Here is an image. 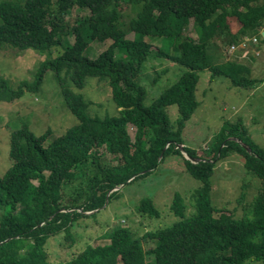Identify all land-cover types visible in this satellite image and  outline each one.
Segmentation results:
<instances>
[{
  "label": "trees",
  "instance_id": "trees-1",
  "mask_svg": "<svg viewBox=\"0 0 264 264\" xmlns=\"http://www.w3.org/2000/svg\"><path fill=\"white\" fill-rule=\"evenodd\" d=\"M127 1L141 6L125 29L120 24V4ZM127 1L0 0V49H30L45 56L30 81L22 80L11 88L0 77V99L11 101L25 91L36 92L43 72L51 69L66 106L78 118L77 124L49 140L48 128L35 136L26 123L10 132L11 164L0 175V264L51 263L45 247L48 237L64 232V240L72 244L80 218L102 208L116 192L107 196L114 187L154 172L172 153L182 155L178 145L189 158L198 160L183 158L186 173L200 181L192 195V211L186 213L188 207L176 192L169 209L177 219L170 224L141 234L126 224L115 225L103 233L106 242L87 243L81 254L55 264H264V148L249 137L240 121L225 120L212 147L201 156L185 148L181 137L200 103L196 90L201 70L207 69L209 81L222 76L235 87L256 85L257 79L243 74L248 67L228 51L247 36L264 41V0ZM75 6L88 14L70 24L65 13ZM226 17L238 20L235 33ZM190 20L196 40L185 32ZM128 32L134 33L133 40L125 38ZM145 37L159 38L166 47L155 48ZM94 40L110 44L97 57H86L84 51ZM216 40L223 42L227 59L212 64L206 48ZM57 47H64L63 52L51 56ZM116 50L125 56H116ZM150 56L170 60L182 71L146 103L147 94L138 78ZM87 76L107 82L116 115L99 117L86 112L87 103L68 85V79L80 89ZM173 104L178 112L174 124L167 112ZM128 123L136 130L134 142L127 133ZM100 148L112 155L116 165L102 164ZM233 155L240 156L244 169L260 180L240 217L215 208L209 200L214 165ZM68 189L71 193H66ZM135 209L148 217L160 216L148 197L139 200ZM146 242L153 245L146 249Z\"/></svg>",
  "mask_w": 264,
  "mask_h": 264
},
{
  "label": "rangeland",
  "instance_id": "rangeland-1",
  "mask_svg": "<svg viewBox=\"0 0 264 264\" xmlns=\"http://www.w3.org/2000/svg\"><path fill=\"white\" fill-rule=\"evenodd\" d=\"M139 6L141 4L128 1L120 4L122 12L120 24L123 28L128 27L129 18L137 12ZM87 14L86 9H78L75 6L65 13V19L72 24L76 19ZM226 23L233 33L238 30L240 25L235 17H226ZM185 32L196 40L192 20L189 21ZM247 37L248 39H243L247 54L242 55V51L236 49L233 52H228L238 62L248 67L249 71L243 73L245 76L258 80L251 89L235 87L231 85L230 79L222 76H215L209 81L207 69L199 72L196 97L200 103L187 120L181 135L183 146L195 150L199 156L203 155L204 149L212 147V140L216 138L225 120L240 121L249 137L264 148V41L259 40V43H254L250 36ZM125 38L133 40L134 33L128 32ZM68 40L73 43L74 38L70 36ZM144 40L155 48L166 47L165 41H160L159 38L145 37ZM109 44V40L91 41L85 49L84 55L95 58ZM63 46L65 47V45ZM64 47L53 48L51 56L55 57L62 53ZM224 47L220 40H216L214 44L207 47L208 61L217 64L227 59ZM115 54L116 56H125L120 50H116ZM44 57L30 49L20 51L8 47L1 48L0 77L4 78L11 88H15L22 80H32L38 64L44 60ZM142 67L138 83L146 91V103H149L165 87L174 82L182 71V67L176 63L153 56L146 59ZM68 85L83 96L87 103L86 112L89 115L104 117L118 113L110 87L104 79L87 76L84 86L80 89L76 88L69 79ZM167 112L174 124L178 116L177 106L169 105ZM21 123H26L35 136L40 135L48 128L51 131L48 140L65 133L69 127L78 123V118L66 106L60 84L51 69L43 72L41 83L36 92L25 91L19 98L11 101L5 98L0 99V175L11 164L9 134L19 128ZM127 133L131 142H134L136 130L130 123L127 124ZM98 155L103 165H116L112 155L104 148L98 150ZM183 158H185L184 154L172 153L165 157L154 172L137 177L118 187L110 200L93 216L82 217L76 222L73 233L77 237L72 244L64 240V232H60L54 237H48L45 247L48 251V259L51 261L49 264L70 259L75 254H81L87 243L106 242L107 240L102 237L103 233L118 224H126L138 234L151 227L170 224L177 219L169 209L172 197L176 192L180 194L188 207L185 210L186 213L192 211L193 208L190 207V204L193 203L192 195L200 185V181L186 173ZM209 181L211 184L210 203L215 208H224L226 211L233 212L236 217L242 216L247 210L260 186V180L244 169L243 159L237 155L216 162ZM66 193H71L70 189ZM241 193H243L242 197ZM143 197H148L153 201L160 211L159 217H148L146 213L136 211L135 206ZM2 212L3 209L0 208V216ZM216 213L214 212V214ZM152 245L153 242H146L144 246L148 249ZM150 259L151 257L146 255V260Z\"/></svg>",
  "mask_w": 264,
  "mask_h": 264
},
{
  "label": "water",
  "instance_id": "water-1",
  "mask_svg": "<svg viewBox=\"0 0 264 264\" xmlns=\"http://www.w3.org/2000/svg\"><path fill=\"white\" fill-rule=\"evenodd\" d=\"M261 36H262V38H263V40H264V29L261 31ZM227 139L236 140V139H234V138H227ZM241 145H242V147H243L248 153L251 152L250 149H249L246 145H244V144H241ZM178 148L180 149V151L182 152V154H184V156H185L186 159H188V160H190L191 162H194V163L198 162L197 159L195 160V159L189 158V157L187 156V154L183 151V147H182L181 145H178ZM133 177H134V176H132L130 179H128V181L131 180ZM120 186H122V184H121V185H118V186L114 187L112 190H110V191L107 193V196H108V194H109L111 191L118 189V187H120ZM106 201H107V199H106ZM106 201H105V203H106ZM91 212H93V211H86L85 213H91Z\"/></svg>",
  "mask_w": 264,
  "mask_h": 264
},
{
  "label": "built area",
  "instance_id": "built-area-1",
  "mask_svg": "<svg viewBox=\"0 0 264 264\" xmlns=\"http://www.w3.org/2000/svg\"><path fill=\"white\" fill-rule=\"evenodd\" d=\"M244 39H248V38L246 37V38H244ZM251 40H253L254 43H257V39H256L255 37H254V38H251ZM235 49H236V50H237V49H243L244 52L247 51V49H246V44L243 42V39H240V42H239L238 45H232V46L230 47V51H231V52L235 51ZM256 54H258V51H256ZM243 55H245V54H243Z\"/></svg>",
  "mask_w": 264,
  "mask_h": 264
},
{
  "label": "crops",
  "instance_id": "crops-1",
  "mask_svg": "<svg viewBox=\"0 0 264 264\" xmlns=\"http://www.w3.org/2000/svg\"><path fill=\"white\" fill-rule=\"evenodd\" d=\"M264 29V28H263ZM262 29V30H263ZM239 50H241L242 52H241V54L243 55V54H247L248 53V51H246V52H244V50L243 49H239ZM239 58H241V57H239ZM248 58V57H247Z\"/></svg>",
  "mask_w": 264,
  "mask_h": 264
}]
</instances>
